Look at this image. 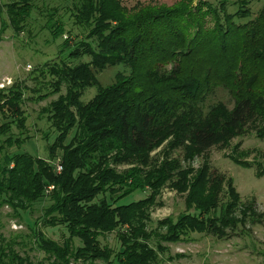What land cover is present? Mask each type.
Returning <instances> with one entry per match:
<instances>
[{
    "label": "trees",
    "instance_id": "trees-1",
    "mask_svg": "<svg viewBox=\"0 0 264 264\" xmlns=\"http://www.w3.org/2000/svg\"><path fill=\"white\" fill-rule=\"evenodd\" d=\"M77 1L74 15L91 23L89 35L96 34L97 48H84L82 54L90 61L74 72L68 69V75L83 85L69 87L51 107L52 118L62 122L56 126L59 136L52 145V152L60 151L56 163L62 169L57 173L53 165H45L28 152L7 153L1 161L8 180L0 182V197L33 232L38 224L65 227L63 250L46 237L38 245L44 252L50 245L57 262L67 264L64 256H68L81 262L114 264L109 259L115 256L116 264H153L156 256L148 243L171 239L159 229L193 232L204 224L203 207L193 198L181 217L160 220L157 228L149 229L156 186L169 175L163 170L156 174L155 167L144 171L141 167L148 160L139 151L177 131L179 120L185 121L184 132L193 148L207 151L225 141L223 133L241 134L250 121L264 119V80L258 78L264 72V0H177L171 5L133 8L116 0ZM255 3H262L256 14ZM34 7L35 0L15 2V10L7 16L16 31L25 27ZM50 21V33L59 36L62 24ZM79 49L70 50L69 56L74 57ZM115 64L125 69L117 82L100 86L91 100L81 102L83 86L93 79L90 67ZM168 66V73L161 75ZM218 87L227 91L231 108L221 107L218 117L213 108L204 116L199 108L193 109V116L185 113L186 106ZM21 121L24 124L25 118ZM70 131L73 137L64 143L62 138ZM118 165L131 167L119 171ZM219 178L213 170L208 176L210 181ZM146 183L152 189L147 197L119 203L144 191ZM48 187H52L50 194ZM46 196L49 202L43 215L25 220L33 204ZM110 233L119 240L116 254L100 241ZM74 240L79 242L76 247ZM9 246L13 248L0 238V264H28Z\"/></svg>",
    "mask_w": 264,
    "mask_h": 264
},
{
    "label": "rangeland",
    "instance_id": "rangeland-1",
    "mask_svg": "<svg viewBox=\"0 0 264 264\" xmlns=\"http://www.w3.org/2000/svg\"><path fill=\"white\" fill-rule=\"evenodd\" d=\"M16 1L19 0H0V182L8 180V175L2 174L4 162L1 160L7 153L15 151L28 152L45 165H53L55 172H59L55 163L60 151L52 152V145L59 136L56 126L62 122L52 118L54 111L51 107L66 95L69 87L83 85L68 74L81 63L90 61L87 54H82L84 48L89 51L90 46L97 48L96 34L89 35L91 23L74 15L76 12L72 8L77 0H35L31 16L20 31L15 30L7 16L15 10ZM116 1L133 8L151 3L171 5L177 0ZM9 3L12 5L7 6ZM261 4L253 5L254 14ZM50 18L64 28L57 37L48 28ZM66 44L69 47H64ZM78 47L76 55L69 56L70 50ZM90 68L93 79L83 86L81 102L91 100L100 86H112L125 71L120 64ZM169 70L170 66L166 67L161 75ZM258 78L264 80L263 71ZM189 105L184 111L190 116L194 115V108L201 109L203 116L213 108L218 117L221 107L231 108L233 102L227 91L218 87ZM23 117L24 124L21 121ZM67 126L64 124V131L69 129ZM176 126L177 131L164 135L148 149L139 151L148 160V164L141 167L144 171L152 172L155 167L156 174L163 170L169 175L159 188L156 186L157 195L152 197L154 204L150 208L148 228H157L160 220L181 217L186 203L192 204L193 198L202 202L204 224L193 232L186 229L169 232L162 226L159 232L170 235L172 240L155 242L153 239L148 243L156 256L153 264H264V119L257 117L250 121L241 134L227 136L223 133L225 141L218 142L207 151L193 148L184 132V120H179ZM72 137L73 132L70 131L62 141L69 143ZM20 145L22 147L18 149ZM130 167L118 165L117 170L127 171ZM212 170L220 176L217 181L208 180ZM51 189L47 188L48 194ZM150 193L152 189L147 184L144 191L134 192L119 203L145 198ZM0 202V238L13 244L9 249L26 258L28 264H66L56 261L50 245H47V252L38 246L46 237L55 241H52L53 246L63 250L67 236L64 226L42 228L38 224L36 232H33L13 206L5 204L1 197ZM48 202L46 196L34 203L25 220L34 221L42 216ZM100 241L116 254L120 245L115 233L101 236ZM74 245H79L78 240H74ZM64 258L67 264L110 262ZM109 260L117 263L115 256H110Z\"/></svg>",
    "mask_w": 264,
    "mask_h": 264
},
{
    "label": "built area",
    "instance_id": "built-area-1",
    "mask_svg": "<svg viewBox=\"0 0 264 264\" xmlns=\"http://www.w3.org/2000/svg\"><path fill=\"white\" fill-rule=\"evenodd\" d=\"M55 165H56V170H57V171H60V170L62 169V167H61V165H60V164H58V163H55Z\"/></svg>",
    "mask_w": 264,
    "mask_h": 264
}]
</instances>
